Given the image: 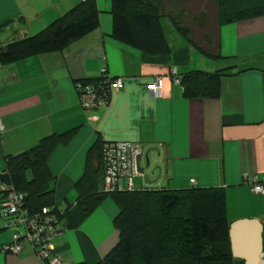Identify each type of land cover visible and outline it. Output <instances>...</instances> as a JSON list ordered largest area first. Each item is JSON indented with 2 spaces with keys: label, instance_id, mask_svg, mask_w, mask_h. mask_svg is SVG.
<instances>
[{
  "label": "crops",
  "instance_id": "crops-1",
  "mask_svg": "<svg viewBox=\"0 0 264 264\" xmlns=\"http://www.w3.org/2000/svg\"><path fill=\"white\" fill-rule=\"evenodd\" d=\"M82 1L0 0V48L38 34ZM96 1L100 24L94 31L65 48L0 65V119L6 130L0 136V173L6 157L76 129L70 143L57 147L49 159L57 206L62 214L70 209L53 241L56 255L65 264H98L119 242L114 227L119 209L111 199L88 217L77 207L76 185L99 138L141 144L162 168L149 180L155 189H222L231 224L258 220L264 237V195L253 192L254 179L264 186V16L216 24L217 36L198 42L210 57L192 33L187 37L182 31L190 24L206 31L211 25L207 12L199 5L191 11L189 0L176 7L169 0V8L145 0L159 7L162 18L173 20L177 32L168 39L169 54L149 55L113 38L112 0ZM213 22H218L215 16ZM228 68L232 72L221 77L215 99L186 98L172 77L173 70L181 77L190 70ZM103 71L122 86L107 104L87 111L76 81L98 79ZM155 78L162 82L159 95L147 88ZM3 213L0 208V264H45L30 247L19 256L2 253L12 238Z\"/></svg>",
  "mask_w": 264,
  "mask_h": 264
},
{
  "label": "trees",
  "instance_id": "trees-1",
  "mask_svg": "<svg viewBox=\"0 0 264 264\" xmlns=\"http://www.w3.org/2000/svg\"><path fill=\"white\" fill-rule=\"evenodd\" d=\"M113 38L149 55L169 54L171 44L162 25L158 6L145 0H112ZM218 22H212L201 35L217 36L216 24L230 25L264 16V0H219ZM100 24L96 0L82 1L69 13L38 34L0 48V65L18 62L30 56L65 48L98 28ZM190 37L192 30H182ZM194 42L206 56L211 52ZM233 70V69H232ZM231 69L207 72L190 70L180 77L188 99H215L220 95V79ZM104 77L76 81L78 94L85 87L111 91ZM104 85V86H103ZM102 87V88H101ZM76 129L44 137L32 149L6 157L5 170L0 173V208L13 188L24 197V208L30 214L55 215L61 222L70 216L57 206L54 174L49 159L55 149L70 143ZM100 138L89 150L86 169L76 185L77 207L84 217L90 216L107 198L118 207L114 227L119 242L98 264H242L231 251L230 225L222 189L193 187L185 190L142 187L133 191L104 192V155L106 146ZM46 211V212H45ZM3 213V216L4 214ZM6 216V215H5ZM10 222V220H9ZM11 225V223H10ZM84 264V263H80Z\"/></svg>",
  "mask_w": 264,
  "mask_h": 264
},
{
  "label": "built area",
  "instance_id": "built-area-1",
  "mask_svg": "<svg viewBox=\"0 0 264 264\" xmlns=\"http://www.w3.org/2000/svg\"><path fill=\"white\" fill-rule=\"evenodd\" d=\"M102 75L104 77L103 83L109 87L111 94L122 86L120 81L110 77L106 71H103ZM172 77L176 84H180L177 70L172 71ZM161 83L160 78H155L148 84L147 88L151 93L159 95ZM83 90V93L78 95L87 111L100 108L102 105L107 104L110 99L103 94V90H99L97 87L93 88L89 85ZM5 131L4 124L0 119V136ZM145 155L146 149L139 143L108 144L104 155V192L133 191L138 188L135 180L139 177H141L144 187H151L146 175L139 174L137 168V158ZM253 184V192L264 195L263 184H260L257 179H254ZM0 188H2L1 184ZM7 193L8 198L4 204L5 215L9 218L11 226L13 225L16 229V234L11 243L3 247L2 253L19 256L25 252L27 247H30L45 264H65L56 255L53 248V241L61 233L56 216L48 214L46 211L42 215L30 214L24 208L22 194L17 193L13 188H9Z\"/></svg>",
  "mask_w": 264,
  "mask_h": 264
},
{
  "label": "water",
  "instance_id": "water-1",
  "mask_svg": "<svg viewBox=\"0 0 264 264\" xmlns=\"http://www.w3.org/2000/svg\"><path fill=\"white\" fill-rule=\"evenodd\" d=\"M231 69V68H228ZM143 157H138L137 168L141 175L150 173L154 177L162 168L155 165L148 155L146 164L142 165ZM149 179V177L146 175ZM231 251L235 259L242 264H264V237L262 223L258 220H239L230 225Z\"/></svg>",
  "mask_w": 264,
  "mask_h": 264
},
{
  "label": "rangeland",
  "instance_id": "rangeland-1",
  "mask_svg": "<svg viewBox=\"0 0 264 264\" xmlns=\"http://www.w3.org/2000/svg\"><path fill=\"white\" fill-rule=\"evenodd\" d=\"M157 2H159L161 5L169 8L170 5H167V1L169 0H155ZM172 1V5H174V7H176L175 5L179 4L178 2L180 0H170V2ZM218 4V6H217ZM201 8V10H204L202 12H207L206 17L207 19H209L211 21V24L213 22V17L215 16V18L217 19V21L219 20L218 18V15H217V12H218V9H219V0H189L188 1V6L190 7L191 11L194 10L196 11L197 10V7ZM189 22L192 23V20H193V17L191 16L189 18ZM216 21V20H215ZM162 22H163V26H164V29H165V32L167 34V37L168 39H174L177 35V32L175 31V27H174V21L171 20L170 18H167L166 16L162 18ZM194 24H190V29L192 30V36H193V41L194 42H197V40H201L202 38L204 39L206 36H208L209 33H204V34H200V33H197L193 30ZM199 30V29H198ZM201 31V30H199ZM205 32V31H204ZM146 175L149 177V179L152 178V175L150 173H146ZM135 184L137 185L138 189H141L142 188V179L141 177L137 178L135 180ZM8 232H11L12 234V238H11V241L13 240L15 234H16V229L14 228V226L12 225L8 230H7V233Z\"/></svg>",
  "mask_w": 264,
  "mask_h": 264
}]
</instances>
